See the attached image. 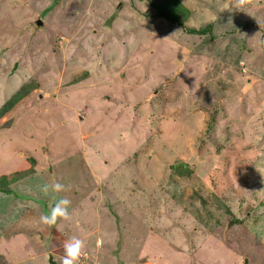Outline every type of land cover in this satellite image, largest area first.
I'll list each match as a JSON object with an SVG mask.
<instances>
[{
	"label": "rangeland",
	"instance_id": "rangeland-1",
	"mask_svg": "<svg viewBox=\"0 0 264 264\" xmlns=\"http://www.w3.org/2000/svg\"><path fill=\"white\" fill-rule=\"evenodd\" d=\"M153 1L0 0V264H264V0Z\"/></svg>",
	"mask_w": 264,
	"mask_h": 264
},
{
	"label": "trees",
	"instance_id": "trees-1",
	"mask_svg": "<svg viewBox=\"0 0 264 264\" xmlns=\"http://www.w3.org/2000/svg\"><path fill=\"white\" fill-rule=\"evenodd\" d=\"M153 7L156 10V16L166 18L172 23H177L179 25H184V21L182 20V17H187V11H182V4L179 0H154L152 2ZM192 33H205V29L196 30V29H188ZM26 93V92H25ZM24 94L20 93L19 91L15 93V95L7 100L5 104L0 107V117L4 116L6 113H8L16 104L20 102V100L23 99ZM212 119V117H211ZM35 173L34 165L29 169L25 170L24 172H16L11 177L7 175L0 176V192H11L12 191V185L14 183L19 182L25 177H30ZM215 197V203L217 202ZM222 203V202H221ZM225 204H223L224 206Z\"/></svg>",
	"mask_w": 264,
	"mask_h": 264
},
{
	"label": "clouds",
	"instance_id": "clouds-1",
	"mask_svg": "<svg viewBox=\"0 0 264 264\" xmlns=\"http://www.w3.org/2000/svg\"><path fill=\"white\" fill-rule=\"evenodd\" d=\"M64 190L65 186L59 182H54L50 185L45 184L41 188V191L45 195H48L50 191L52 193H60ZM70 204L71 201L69 199L60 197L56 200L55 204L50 207V212L48 214L40 216V222L44 225L52 226L56 225L58 220H69L71 218V213L69 211ZM84 249V240L78 237L71 238L64 244L65 255L58 261L59 264H78L81 256L85 255Z\"/></svg>",
	"mask_w": 264,
	"mask_h": 264
},
{
	"label": "water",
	"instance_id": "water-1",
	"mask_svg": "<svg viewBox=\"0 0 264 264\" xmlns=\"http://www.w3.org/2000/svg\"><path fill=\"white\" fill-rule=\"evenodd\" d=\"M39 24H41V22H39ZM49 263H50V264H58V263L54 260L53 255H51V254H50V260H49Z\"/></svg>",
	"mask_w": 264,
	"mask_h": 264
}]
</instances>
